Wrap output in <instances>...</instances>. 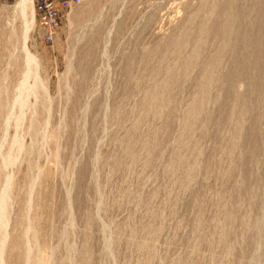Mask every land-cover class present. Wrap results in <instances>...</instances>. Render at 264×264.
I'll return each mask as SVG.
<instances>
[{
	"label": "rangeland",
	"instance_id": "374dc122",
	"mask_svg": "<svg viewBox=\"0 0 264 264\" xmlns=\"http://www.w3.org/2000/svg\"><path fill=\"white\" fill-rule=\"evenodd\" d=\"M19 1L0 3V103L25 113L0 126L2 264H264V0H58L52 41L33 5L52 99L25 106Z\"/></svg>",
	"mask_w": 264,
	"mask_h": 264
},
{
	"label": "bare ground",
	"instance_id": "6f19581e",
	"mask_svg": "<svg viewBox=\"0 0 264 264\" xmlns=\"http://www.w3.org/2000/svg\"><path fill=\"white\" fill-rule=\"evenodd\" d=\"M34 0H20L19 2H18V4H17V6L18 7H20L21 8V11H23V13L25 14V13H27V14H29V19H28V21H27V23H26V28L23 30L24 31V34H23V42H24V46H23V48H22V50H24L25 49V52L24 53H26L25 55L27 56V58H26V71H25V69H24V71H25V73H24V79H23V81L21 82V85L19 86V85H16V87L17 86H19L18 88H19V92H20V94H17L18 95V97L16 98L17 100H18V103L17 104H19V105H23V106H25L26 105V103H27V96L29 95V94H35V98L37 99V97H38V94H37V90H39V89H41L42 90V92L44 93V96H43V93H42V97L44 98V101H47L48 103H50V99H52L51 98V92H50V88H49V84H48V82L46 81V83L45 82H41V80H40V77H39V73H36V71H37V69H38V67L40 66V60H39V57L36 55V54H34L32 51H31V49H30V46H29V40H30V36H31V31H33V26H34V23H35V19H36V13H35V11H34ZM29 8H31V10H30V12H29ZM22 13V12H21ZM27 17V16H26ZM88 63V62H87ZM71 65V64H70ZM72 66V65H71ZM70 66V67H71ZM86 66L88 67V65L86 64ZM84 67V66H83ZM33 69L34 70H36V71H33ZM84 69V68H83ZM85 69H86V67H85ZM84 72V71H83ZM85 73H87V70H86V72ZM85 73H82L83 75L85 74ZM34 75L35 74V81L36 82H34L35 84L32 86V87H28V78H29V76H31V75ZM87 75H88V73H87ZM86 75V76H87ZM21 76H23V75H21ZM20 76V77H21ZM85 76V75H84ZM87 78V77H86ZM21 79H22V77H21ZM42 79V78H41ZM82 80H84L83 78H81ZM18 81H20V80H18ZM20 83V82H19ZM79 83V82H78ZM81 84H82V82H81ZM81 84H80V86H81ZM31 85V84H30ZM83 85V84H82ZM28 89V90H26V89ZM18 90V89H17ZM40 90V91H41ZM16 91V90H15ZM68 91V90H67ZM6 92V91H5ZM39 92V91H38ZM16 93H18V92H16ZM25 93H27V96L25 95ZM68 93V92H67ZM76 93V92H75ZM1 94V93H0ZM80 94V93H79ZM78 94V95H79ZM2 95V94H1ZM14 95V94H13ZM16 94L14 95V96H17ZM69 95V94H68ZM3 96H5V95H3ZM2 96H0V98H1ZM40 97V96H39ZM6 98H7V96H6ZM42 99V98H41ZM78 99V98H77ZM3 100H5V99H3ZM1 101H2V99H1ZM13 101V100H12ZM39 101H40V99H39ZM44 101H41V102H43V104H44ZM3 102V103H2ZM1 103H0V126L2 125V126H4V124H6V127H8L9 125L8 124H10L11 122L9 121L10 120V118L11 119H13L12 117H16V116H12L13 115V113H14V111L12 110V109H14V108H12L11 109V107L9 108V109H11V110H7V108L5 107V102L4 101H2ZM16 102V101H15ZM40 104V103H39ZM42 104V105H43ZM47 105V104H46ZM13 107H16V105L15 104H13L12 105ZM23 106H21L22 107V109H23ZM20 107V108H21ZM34 107H35V105H34ZM36 109V107L35 108H33V110H34V112L36 113V111L39 109H37V110H35ZM21 111H23V110H21ZM43 111V110H42ZM33 112V114H35ZM38 112V111H37ZM21 114H19V117H18V115H17V117H16V119L15 120H17L16 122L18 123V121H20L21 120V118H20V116L21 115H23V113L22 112H20ZM40 113V112H39ZM15 114V113H14ZM25 114V113H24ZM32 114V115H33ZM42 114V113H41ZM45 115V114H44ZM25 116V115H24ZM31 117V116H30ZM35 117H37V116H35ZM22 118H23V116H22ZM25 118V117H24ZM28 119V118H27ZM34 119V118H33ZM33 119H32V123H33V128H34V130H36V131H38L39 130V128H40V130L41 129H43V127L45 126V124H46V121H47V119H48V117H46V115H45V117L43 118L44 119V122H43V127L41 128V127H37L36 126V124H35V122H33ZM37 119V118H36ZM31 120V119H30ZM50 120V119H49ZM12 121V120H11ZM28 121V120H27ZM43 121V120H42ZM10 122V123H9ZM39 122H40V120H39ZM49 121H47V124L46 125H49V123H48ZM2 123H4V124H2ZM40 124H41V122H40ZM17 125H19V124H17ZM42 125V124H41ZM5 127V128H6ZM47 127V126H46ZM30 128H32L31 126H30ZM7 130H8V128H7ZM28 130V129H27ZM30 130H32V129H29V131ZM5 131V130H4ZM18 131V130H17ZM3 132V130L1 131V133ZM32 132H34L33 130H32ZM46 132H47V130H46ZM29 133V132H28ZM5 134V133H4ZM7 134V133H6ZM30 134V133H29ZM19 135V134H18ZM6 136V135H5ZM37 136H38V134L36 135V138H37ZM1 137V136H0ZM2 137H4V135L2 136ZM7 138V137H6ZM13 139H15V142L13 143V145H11V146H14V144H16V143H20V145H21V147L22 148H24L23 147V145L24 144H22V140L19 142L18 140H16V136H15V138H14V136H13ZM2 140V138L0 139V141ZM4 140H2L1 142H0V149H2L3 148V143H5V142H3ZM7 141V140H6ZM7 143V142H6ZM6 146V145H5ZM6 148V147H5ZM8 149V148H7ZM10 149V148H9ZM6 150V149H5ZM12 149L9 151L10 153L7 155V157L4 159V158H2L1 157V155H0V159H4L5 161H4V164L6 165L5 167H7L11 162H12V159H13V157H12ZM2 152V151H1ZM7 152V151H6ZM3 154H5V151H4V153ZM2 154V155H3ZM4 157V156H3ZM1 160V161H2ZM3 162V161H2ZM1 163V162H0ZM2 164V163H1ZM4 166V165H3ZM2 166V167H3ZM3 174L4 173H2V176H3ZM6 175V173L4 174V176ZM2 178V180H5V183L3 184V191H2V193H1V195H0V219L1 220H3L4 222H5V217H6V211H7V201H6V199H4V196L7 194V187H9L10 186V179H12V177L11 176H9V174H8V177L6 176V178L5 179H3V177H1ZM29 178L30 179H28V182H29V180H31V176H29ZM32 180H34L33 179V177H32ZM31 180V181H32ZM34 181H32V183H33ZM31 183V184H32ZM28 184H30V182L28 183ZM31 192V191H30ZM37 220V219H36ZM35 220V221H36ZM37 222V221H36ZM5 227V226H4ZM6 229V228H5ZM31 229V226L27 229L26 228V231H28L29 232V230ZM23 233V232H22ZM22 233L20 234V236H19V239H18V242L16 243L17 245V248H20V246H22L25 242H26V240H25V242H24V236L22 235ZM25 234V233H24ZM24 237V238H23ZM22 239V241L19 243V241ZM18 243H19V245H18ZM27 244V243H26ZM25 245V244H24ZM16 248V249H17ZM15 249V250H16ZM24 249V248H23ZM27 251H30L31 249L30 248H28V249H26ZM13 251V250H12ZM15 251H13V253H14ZM16 252H18V250L16 251ZM17 256H18V259L19 260H21V264L24 262V261H27V256L25 255V252H21L20 254H17ZM29 257V256H28ZM0 264H2V261H0ZM15 264V263H14Z\"/></svg>",
	"mask_w": 264,
	"mask_h": 264
},
{
	"label": "built area",
	"instance_id": "2783aa9c",
	"mask_svg": "<svg viewBox=\"0 0 264 264\" xmlns=\"http://www.w3.org/2000/svg\"><path fill=\"white\" fill-rule=\"evenodd\" d=\"M37 1H38L37 5L35 3L34 6H35V11L38 10L40 12L39 20H38L39 25L43 27L45 39L47 41H52L59 20L58 5L56 4L58 0H37ZM59 1H61V6L70 7L72 4L78 2L79 0H59Z\"/></svg>",
	"mask_w": 264,
	"mask_h": 264
},
{
	"label": "crops",
	"instance_id": "0c3cea01",
	"mask_svg": "<svg viewBox=\"0 0 264 264\" xmlns=\"http://www.w3.org/2000/svg\"><path fill=\"white\" fill-rule=\"evenodd\" d=\"M38 28H40L43 31V27L41 25H39Z\"/></svg>",
	"mask_w": 264,
	"mask_h": 264
}]
</instances>
